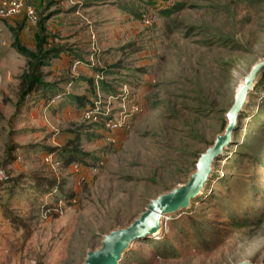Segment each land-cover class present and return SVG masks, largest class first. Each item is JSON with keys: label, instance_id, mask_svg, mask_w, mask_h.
<instances>
[{"label": "rangeland", "instance_id": "1", "mask_svg": "<svg viewBox=\"0 0 264 264\" xmlns=\"http://www.w3.org/2000/svg\"><path fill=\"white\" fill-rule=\"evenodd\" d=\"M148 14L154 25L143 24ZM40 22L47 50L71 46L69 23L80 27L72 41L107 44L94 89L128 93L138 109L126 128L84 122L96 94L67 102L71 89L46 85L63 83L48 65L41 84L23 85L17 46L35 51ZM1 26L0 264H83L105 235L189 180L243 78L264 60V0H39L34 25L18 16ZM242 262L264 264V73L201 194L162 215L155 237L134 241L120 264Z\"/></svg>", "mask_w": 264, "mask_h": 264}, {"label": "water", "instance_id": "2", "mask_svg": "<svg viewBox=\"0 0 264 264\" xmlns=\"http://www.w3.org/2000/svg\"><path fill=\"white\" fill-rule=\"evenodd\" d=\"M263 73L264 60H261L243 78V83L235 94L233 105L226 114L227 122L223 133L216 137L212 146L199 155L195 171L189 180L150 201L145 211L127 227L105 235L100 247L86 254L83 264H120L122 255L134 241L155 237L161 226L162 215L170 216L189 207L190 202L198 197L206 186L215 161L221 158L225 150L233 144L247 99L257 79ZM239 264L252 263L242 262Z\"/></svg>", "mask_w": 264, "mask_h": 264}, {"label": "crops", "instance_id": "3", "mask_svg": "<svg viewBox=\"0 0 264 264\" xmlns=\"http://www.w3.org/2000/svg\"><path fill=\"white\" fill-rule=\"evenodd\" d=\"M80 8L81 3L78 8L71 7V12H75L76 15L79 13L78 10ZM79 28V23H75L74 25L73 23L67 24L65 29V32L67 33L66 39L72 42V44L70 47L60 49L59 55L47 64V70L50 76L52 75L57 78L58 76H62V78L57 80L62 81L64 84L46 83V85L50 84L48 87L53 88L52 91H56L57 93L61 90L66 92L65 90L69 91V89H71L72 92L69 93V95H66V93L63 92L61 93L67 96L65 97V100L71 99L72 101L68 100L67 102L72 104L77 101L76 98L72 97L74 95L79 97L84 96L83 98L88 101L96 94L93 82L95 73L94 69L96 65H99V56H101L99 54L104 52L102 49L103 45H107L104 42H96L94 39H91V41H89L86 45H82L83 43L76 39L72 41V39L75 38V35L80 32ZM69 30L70 32H68ZM91 34L93 35L92 31ZM86 47H88V49H85ZM47 94L48 93L44 91V97L40 96L38 103L45 102Z\"/></svg>", "mask_w": 264, "mask_h": 264}, {"label": "built area", "instance_id": "4", "mask_svg": "<svg viewBox=\"0 0 264 264\" xmlns=\"http://www.w3.org/2000/svg\"><path fill=\"white\" fill-rule=\"evenodd\" d=\"M39 0H0V34L1 24L18 16H24L29 25L36 23V10ZM145 26L154 25L157 22L155 14H148L142 17ZM56 100L58 97L55 98ZM55 99L52 102H55ZM104 99V100H103ZM118 100L114 108L113 101ZM137 106L130 101L126 91L120 94H111L101 98L97 92L95 101L87 106L81 113L84 122L103 128L110 133L117 132L128 125V118L137 111ZM51 158L45 157V161ZM5 175L0 172V187L3 184Z\"/></svg>", "mask_w": 264, "mask_h": 264}, {"label": "trees", "instance_id": "5", "mask_svg": "<svg viewBox=\"0 0 264 264\" xmlns=\"http://www.w3.org/2000/svg\"><path fill=\"white\" fill-rule=\"evenodd\" d=\"M38 28L39 30L34 35L35 51L17 46L18 52L27 60L26 70L22 73L20 79L23 85L27 86L30 91L33 85L41 84V79L43 78L41 68L47 66L48 62L56 58L60 53V49H45L46 45L49 43L44 36L45 29L42 26V22L39 23ZM105 88L107 87L105 86Z\"/></svg>", "mask_w": 264, "mask_h": 264}]
</instances>
